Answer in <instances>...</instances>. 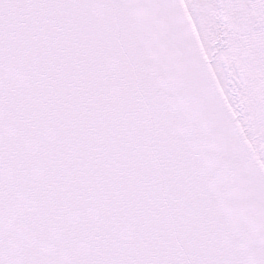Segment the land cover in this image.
<instances>
[{
    "label": "snow or ice",
    "instance_id": "6c2138e0",
    "mask_svg": "<svg viewBox=\"0 0 264 264\" xmlns=\"http://www.w3.org/2000/svg\"><path fill=\"white\" fill-rule=\"evenodd\" d=\"M0 264H264V0H0Z\"/></svg>",
    "mask_w": 264,
    "mask_h": 264
}]
</instances>
